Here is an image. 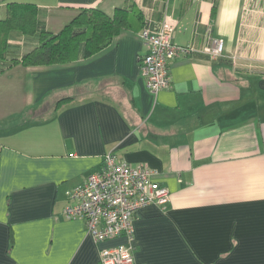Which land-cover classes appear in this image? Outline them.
<instances>
[{"label":"crops","instance_id":"1","mask_svg":"<svg viewBox=\"0 0 264 264\" xmlns=\"http://www.w3.org/2000/svg\"><path fill=\"white\" fill-rule=\"evenodd\" d=\"M27 2L52 33L82 7L151 9L195 52L170 61L156 94L133 30L87 58L0 72V264H99V248L125 242L96 244L62 214L110 151L170 192L133 217L136 264H264V0H0V19ZM218 39L220 56L202 52ZM36 45L9 34L10 56Z\"/></svg>","mask_w":264,"mask_h":264},{"label":"built area","instance_id":"2","mask_svg":"<svg viewBox=\"0 0 264 264\" xmlns=\"http://www.w3.org/2000/svg\"><path fill=\"white\" fill-rule=\"evenodd\" d=\"M144 25L138 32L146 52L139 56V71L149 92L156 94L169 87V63L178 56L195 52L191 45L173 42L175 21L165 16L156 26L151 9L142 8ZM202 52L211 57L223 52V41ZM151 170L143 164H129L112 151L103 155L98 170L67 191L68 204L62 214L66 219H82L85 230L96 244L121 236L125 242L98 250L99 264H136L133 257V217L145 205L164 208L170 201L169 190L151 179Z\"/></svg>","mask_w":264,"mask_h":264},{"label":"trees","instance_id":"3","mask_svg":"<svg viewBox=\"0 0 264 264\" xmlns=\"http://www.w3.org/2000/svg\"><path fill=\"white\" fill-rule=\"evenodd\" d=\"M144 22L143 12L134 7H117L111 15L95 7H82L58 32L52 33L39 21L34 3H8L6 15L0 19V72L17 64L46 66L87 58L107 46L122 30L139 32ZM11 32L34 37L37 45L21 56H10Z\"/></svg>","mask_w":264,"mask_h":264}]
</instances>
